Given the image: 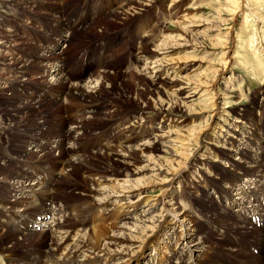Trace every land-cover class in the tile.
Instances as JSON below:
<instances>
[{"label":"bare ground","instance_id":"bare-ground-1","mask_svg":"<svg viewBox=\"0 0 264 264\" xmlns=\"http://www.w3.org/2000/svg\"><path fill=\"white\" fill-rule=\"evenodd\" d=\"M19 1L28 10L41 9L46 6V1L49 2ZM166 1L124 0L126 8L115 5L105 9L109 15L120 9L117 18L126 21V27L139 22L142 25L140 32L151 26L165 34L152 41L151 46L149 42L139 47L136 60H133L135 71L141 73L156 91V100L135 102L133 110L127 108L123 112L119 100L102 99L104 92L112 90L105 86L101 74L90 77L83 85L67 83L59 71L64 50L60 56V52L47 46L60 47L62 42L56 38L52 43L39 47L38 55L20 56L12 45L14 33H10L6 26L10 23L12 4L16 1L0 0V71L14 69L13 76L5 79L7 81L4 80L0 89L12 92V96L4 98L9 103L8 107H16L20 103L33 108L28 101L40 98L44 103L50 101V111V108L60 106V100H68V109H87L68 124L65 119L68 112H52L62 119L58 133L45 131L39 136L38 124L32 125V128L28 123L25 125L26 138L17 140L20 150L8 157L14 164V171L5 178L0 177V183L5 184L7 189V193L3 189L0 192V264H251V260L264 264V90L252 101L254 108L249 106L241 116L235 114L234 119L228 117L220 105L228 101L227 95L243 80L233 77V73L229 74L236 63L233 53L239 39L234 35L228 36V32L227 38L222 39L221 31L217 29L224 24L221 23L224 19L219 22L205 17L193 19L194 13L192 17H187L183 7L192 5L190 0H168L169 5H166L169 7L164 8ZM157 9L163 16L160 18L171 17L172 12L174 17L184 14L177 17L179 20L174 23V32L160 30L158 16L154 17V21L149 20V14ZM252 16L262 23L258 15L253 13ZM62 19H52V28L61 33L66 45H71V36L65 34ZM248 19L245 16L242 25L249 23ZM133 29H138V24ZM215 32L216 35L213 34ZM229 33L235 34V27L232 26ZM199 39H202L203 45L207 43L215 50L220 48L219 64L206 60L213 53L207 46L195 43ZM147 46L151 49H146ZM35 60L43 63L40 75L44 74L47 81H39L41 84L34 91L22 90L27 92L22 95L17 86L24 82ZM12 61L14 66L10 68ZM219 87L225 93H220ZM15 90L20 92L17 97L14 96L17 94ZM42 91L44 94L40 95ZM46 94L60 96L54 98ZM197 96L209 109L202 114L208 112L209 115L205 125L191 129L190 139L186 140L181 134L185 123L200 117L192 113ZM105 106L112 112L103 113L106 124H98L100 128L93 130L96 131L95 141L102 142V145L92 152L97 147L96 142H90L82 153H74V145L87 140L84 137L89 131L87 119ZM34 109L32 112L38 111ZM148 113L152 114L149 116ZM19 115L15 110L7 114L4 122L0 123L1 129L5 131L11 124L13 127L21 120ZM128 115L133 121L130 125ZM156 120L163 123L158 128L154 127ZM146 131L151 134L145 142L142 140L137 144L135 140L130 141L133 134L141 136ZM152 133H155L154 137ZM57 136H64L67 143L60 142ZM207 137L210 144L204 143ZM188 141L194 145L192 150ZM134 142L136 144L131 146ZM122 143L127 145L122 146ZM96 155L97 158L94 157ZM3 161L0 158V162ZM1 164L0 174L3 173ZM31 165H34V170H25ZM76 166L82 167V184L73 175ZM45 169L50 171V178L37 175L36 171ZM68 181L73 182L74 188L80 189L76 193L79 199L75 201L62 196L68 190L63 184H71ZM193 181L195 185L191 183ZM189 184L196 192H201L200 201L190 199L185 192ZM147 188L156 189L157 194L147 196ZM19 194L24 196L17 197ZM197 213L204 218L211 213L208 218L210 225L222 229L224 234H232L231 239H226L220 231L218 234L215 232L220 240L225 239L220 250L227 247L224 254L228 252V256L236 257L235 263L224 262L219 254L209 256L211 252L201 236L203 225L196 217ZM34 224L40 230L29 228ZM257 224L261 226L257 228ZM4 233L9 236H3ZM233 233L243 235L249 241H243ZM32 237H36L39 243L27 247L26 243ZM11 244L14 246L10 247ZM239 244L242 249H239ZM245 247L249 248V252ZM20 248L22 252H18ZM250 249H258V256H253Z\"/></svg>","mask_w":264,"mask_h":264},{"label":"rangeland","instance_id":"rangeland-1","mask_svg":"<svg viewBox=\"0 0 264 264\" xmlns=\"http://www.w3.org/2000/svg\"><path fill=\"white\" fill-rule=\"evenodd\" d=\"M14 1H16V2L13 3L14 5L12 4V6L14 8V9L12 8V11H13L11 13L12 18L9 19L8 22H10V23L6 24V26H7V29L9 30L10 33H12V32L14 33L13 34L14 41H13L12 45H14V47H13L14 50H16V52L18 54H20V56L22 54H23V56L32 55V54H33L32 56H35L34 54L38 55V51H39L38 49H40L39 47H41L43 44L52 43V40L54 39V37L50 36V31H56L52 28V23H53L52 19L57 18V17H62L63 23L64 22L66 23L68 21H82L85 19L89 20L88 18H93L94 16H96L94 19H92L93 22L91 24H89L86 27L78 30L77 32H74L73 34H70L71 45L69 44V45H67L66 48H64V56L66 54H68V58H72L80 50L88 47L89 45H91L93 43H97L98 45H100V43H109L110 42L109 37L114 38L116 40V43H115L116 46L105 50L102 64L99 67V72L97 74H94L93 76H91V78H93V77H96L99 74H101V76H103V78L105 80V83H106L105 86L107 88L109 87L108 89L112 90L109 93L104 92L101 96L102 99L107 100V99L113 98L114 100H119L122 103V107L124 108L122 110L123 112L126 111L127 108L129 111L133 110V108L135 107V102L145 103L146 101H151L152 99L154 101L156 100V98H157L156 91L149 85L148 80L145 77L141 76V73H138L135 71L136 64H133L130 67H127V65L129 63V61H131L133 63L134 58L137 56V51H138L139 47H143L144 45H148L149 42H150L149 45L151 46L152 41L155 42L159 38H162V35H165V34H164V32L162 34L161 31H157L156 28H151V26H147V28L144 30L145 31V34H144V31L140 32V30H139V28L142 26L139 24V22L132 23L126 27L127 22L117 18V15L120 13V9H118L116 12H111L110 15H109V13H106V11H105L106 8L110 9L112 6H115V5H117V7L122 6V7H120L122 9L126 8L124 0H107V1H105V0H49V2L46 1V3H44V4H46V6H43L42 8L40 7L41 9H34V10L33 9L28 10L27 8H25V4L21 3L19 0H14ZM57 3H59L60 5ZM190 3L192 5H185L183 7V9L186 10L185 14H187V17H192L193 13H194V16L192 17L193 19H194V17H195V19H198V18L202 19L203 17H205V18H208L210 20L213 19L214 21H218V22H219V20L222 21V19H224L225 21L221 22L224 24H220L219 28L217 29V31L218 30L221 31L222 39L224 37L227 38L228 34H229L228 36L234 35L236 37V39H239L238 40L239 46L238 45H237L238 47L236 46V49H234L235 51L233 53L236 63L232 66V71H230L229 74L233 73V77H236V79H240V80L243 79V80L240 81V83L236 86L235 90H233L232 92H230L227 95L228 101L225 103L222 102V105H220V108L226 111L227 116L231 117V119H234L235 114H239L241 116V114H243L248 109L249 106L253 107L252 101L257 97V95L260 91L264 90V24H263L264 23V0H239L238 2H237V0H190ZM195 3H196V5H193ZM235 3H236V5H234ZM166 4L169 5L168 0L164 3V5H165L164 8L169 7ZM63 8H65V9H63ZM38 10H39V12H38ZM240 11H242V12H240ZM43 12L46 14H44ZM48 12L51 14H49ZM178 12H181V11H178ZM67 13H70L69 16H73L75 18L69 19L67 16ZM160 13L161 12L158 9L154 10L153 13L149 14V20L154 21V17L157 18V16H158L160 19L159 20V27H160L159 29L163 30V31L165 29V30H167L166 32H170V31L174 32L173 30H175V28H176V25L174 23L178 22V20H179L178 18L180 15H184V14L180 13V14H177L176 17H174L175 16V15H173L174 12H172L170 15L171 17H169V15H168V18L166 16H164V18H160V17H163L162 15L160 16ZM253 13L258 15V17L261 19L262 23L258 22L257 20H255L253 18V16H252ZM31 14H33V15L31 16ZM39 14H41V15H39ZM235 15H236V17H235ZM49 16H51V17H49ZM200 16H202V17H200ZM245 16L249 18L248 19L249 23L245 24L246 26L242 25V23L244 22ZM110 19H113V20H110ZM137 24H138V29H133L137 26ZM232 26L235 27V34L229 33V32H231ZM153 31H155V32H153ZM57 32H59V31H57ZM146 32H148V33H146ZM227 32H228V34H227ZM15 34L17 36H15ZM153 34H155L154 35L155 37L151 36ZM213 34L216 35L217 32H215ZM16 37H18V38H16ZM91 38H93V39H91ZM198 42L202 46H207L208 48H210L211 53H213V55H211L210 57L207 56L206 60L207 61L211 60L215 64L216 63L219 64L220 60L218 58H219V53H220L219 49L220 48L215 50L213 46L208 45L207 43L205 45H203L202 39L197 40V42H195V43H198ZM197 45H199V44H197ZM65 49L67 50L68 53L66 52ZM92 49L93 48H91V51H93ZM146 49H151V48L149 46H147ZM35 50H36V52H35ZM213 50L215 52H213ZM14 56L19 57V55H17L16 53H14ZM200 56L203 57V55H198V57H200ZM198 57L196 56V58H198ZM9 64L11 65L10 68H13L14 61H12ZM41 64L43 65V63H41L37 60H35V62L32 63L33 66L32 65L30 66L31 69L26 74L27 78L25 77L24 82L19 83L20 86L18 85L17 89L21 90V92L24 89L29 90V92L34 91L36 89V87L39 84H41L39 81H41V80L43 81L44 79H45L44 81H47L46 76L44 74L42 76L40 75V72L43 71V70H41L43 67ZM203 66L204 65H202V67ZM202 67H201L200 71L204 68V67L203 68ZM13 70L14 69H11L8 71L7 69H5L4 71H0V89L2 87L1 84L4 82V80L5 79L8 80L9 77L13 76V74H14ZM31 71H32V73H31ZM106 72L109 75H107ZM110 74H112V75H110ZM7 80H5V81H7ZM87 80L83 83H71V84L83 85V84L87 83ZM34 81H36V82H34ZM21 88H23V89H21ZM223 90H224L223 88L219 87L220 93H222V94L225 93V91H223ZM9 92H2L0 90V120L2 119L0 121V123L4 120V118L7 114L10 115L11 113H13L14 110H15V112L16 111L19 112V114H20L19 116L21 117L20 118L21 120L16 122L13 127L11 126L12 125L11 124L8 127V129L5 131H3V129H1V125H0V144H1L0 145V152H1L0 158L4 159L3 162H0V163H2L1 168H2L3 173L0 174L1 175L0 177H2V178H5L8 174H10V173H12V171H14V164L11 160H8V157L10 155H12L13 153L17 152L18 150H20V148L18 147L20 144H18L19 142L17 140L21 139L22 137L26 138L27 135H26V132H24V130L27 127H25V125L29 124L28 126H30L32 128L34 126V124H38L37 131L39 130V133H37V134L39 136L43 133H46L45 131H47V132L50 131L52 133H58V131L60 132V130H61L60 128L62 126V119H60L57 116V114H53V113H60L61 111L70 113L71 111L79 108V107H77V108L75 107L72 109L69 107L70 111H67V110H69L68 109V106H69L68 100H60V101H58L60 106L58 105L59 107L58 106L52 107L50 105L52 107V108H50L51 109V111H50V110H48L50 101H45L46 103H44V102H42L44 100L40 99V98H34L32 101H28L31 103V106L33 108L26 107V106L20 104L19 102H18L19 104H17L16 107H8L9 103H8L7 99L5 100L4 98H9L10 95L12 96V92L11 91H9ZM15 92L17 94L14 96L17 97L20 92L18 90H15ZM26 93L27 92H22L20 94L23 95ZM42 94H44V92ZM58 95L60 96V94H58ZM28 96H30V95L28 94ZM201 100L202 99L197 96V99L195 101L196 106L194 107V110L192 111V113L194 112V114H198V115H200V117L194 118V119L192 118L190 121L185 123V125L183 127L184 129L181 130V131H184V132H181V134H182V137H184V139H186V140L190 139L191 129H194V128L198 129V127H200L202 124L205 125V123H206V120H207V117L209 114H208V112H206L204 114H202V113L209 110V109H208L207 105ZM18 105H20V106L18 107ZM34 108L38 109V111L32 112V110H35ZM18 110H20L21 112ZM24 112H26L27 114L26 113L24 114ZM50 112L51 113L53 112V113L51 114ZM111 112H112V110L108 106H105V107H102L99 112L97 111V114L92 115L93 117L90 116V118L87 119V124L89 125V127H88L89 129L87 128V130H89L90 132L88 131L86 133L87 135L85 134V136H84L85 139H89L92 136L94 137V133L96 132V131L95 132L93 131L94 128L99 129L100 126L98 124H100L101 126H104V124H106V122L103 120L102 114L103 113L110 114ZM33 113H34V115H33ZM118 114H119V111H118ZM151 114L152 113H148L149 116ZM129 116L130 115H128V117ZM23 119H25V120H23ZM90 119H91V121H90ZM92 119H94V120L92 121ZM131 119L132 118H130L128 121L129 125L133 123V121ZM60 121H61V124H60ZM159 121H161V120L155 121L154 127L156 125V127L158 128L159 126H161L163 124ZM103 122H105V123H103ZM66 123H68V122H66ZM18 125H20V126H18ZM49 127L51 130L50 129L48 130ZM90 128H92V130ZM96 134H98V133H96ZM154 134L155 133H152V136ZM134 136H135V138H134ZM137 136H138L137 134H133V136H130V141L136 140L137 138L140 137V136H138V137ZM5 138H6V140H5ZM145 138H141V140L136 141V143L138 144V142L139 143H141L143 141L145 142V140H146ZM136 143L134 142L133 144H131V146L135 145ZM188 143H189L188 146H189L190 150H192L194 148L193 143L191 141H188ZM204 143L210 144L211 141L207 137L204 140ZM121 145L126 146L127 144L122 143ZM94 157L97 158L98 156L96 155ZM25 170H27V169H25ZM74 170H75L73 172L74 177L77 179L79 184H82L83 183L82 182V176H83L82 167L79 168L78 166H76L74 168ZM2 178H0V179H2ZM68 182H70L71 184H69V183H67V184L65 183V185L63 184V187L66 188V186H67L68 190L64 191L62 196H63V198L75 201V200L79 199L78 194H76V193L80 189L78 187L74 188L72 186L73 185L72 181H68ZM191 183H193L195 185L194 181ZM0 185H2V186H0V192H2V189H3L4 190L3 192L7 193V189L5 187V184H3L1 182ZM145 192H146L145 194L147 196H152V195L157 194L156 189L154 190V189L147 188V189H145ZM185 192L188 194V196H190V199H195V201H200L201 192H196L194 190L192 184H189L187 186V188L185 189ZM19 196H24V195L23 194L17 195V197H19ZM35 200H39V198H35ZM189 201L191 203V200H189ZM210 216H211V213L209 214V216L207 218L206 217L204 218V216H201V213H197V215H196V217L200 219V221H201L200 223L203 225V229L201 231L204 234L202 233L203 235L201 234V236H203V238H204V242L207 246V249L209 250V252H211V254L209 256L219 254V256L222 257L221 252L223 251L222 253H224L225 250H228V249L226 247L225 250L224 249L220 250L221 247L224 246L223 241L225 239L220 240L221 238L220 237L218 238L216 236V233L218 234V232L221 231L222 229H219L216 226L213 227L210 225V222L208 221V218ZM0 221H2L1 217H0ZM219 226H221V225H219ZM37 230H40V228H37ZM226 233L227 232H225V234ZM4 234H3V236H5V237L9 236L8 234H5V235ZM230 235L228 234L227 238L231 239L232 234L230 233ZM215 239H216V242H215ZM210 242H214V243H210ZM38 243H39V241L37 240V238L32 237L31 239H29V241L26 243V245H27V247L37 246ZM224 244H225V241H224ZM13 246H14L13 244L10 245V247H13ZM208 246L211 248H209ZM238 247H239V249H242V246L240 244L238 245ZM217 248H219V249H217ZM245 250H246V252H249L248 247H245ZM250 251H251V249H250ZM18 252H22V249L18 250ZM227 253L228 252H226L225 254L227 255ZM250 253L253 256H258V252H257V254H254L253 250ZM142 255H143V253L140 254V257H142ZM111 264H113V263H111Z\"/></svg>","mask_w":264,"mask_h":264}]
</instances>
